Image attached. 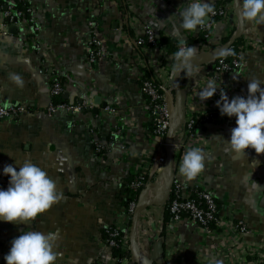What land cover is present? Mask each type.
Masks as SVG:
<instances>
[{
    "label": "crops",
    "instance_id": "obj_1",
    "mask_svg": "<svg viewBox=\"0 0 264 264\" xmlns=\"http://www.w3.org/2000/svg\"><path fill=\"white\" fill-rule=\"evenodd\" d=\"M26 1L42 8L38 37L47 45L45 54L57 60V67L65 73L63 82L67 83L68 92L62 95L63 99L80 109L48 116L54 70L25 43L16 19L6 20L8 9L0 6V106L27 107L18 118L0 119V188L6 190L9 186L10 178L3 174L5 165L20 166L31 161L63 193L59 204L29 225L0 221V264H6L4 256L10 251L12 240L30 230L45 234L59 230L58 264H112L110 255L102 248V232L117 226L124 214V194L132 169L141 156L153 152L155 147L158 149L141 92V51L133 41L135 31L128 26L119 7L122 12L128 7L133 16L158 36L180 43L197 39L203 32L197 33L198 29L190 37L191 32L179 29L178 13L189 0ZM208 2L214 7L225 6L228 15L212 27L208 42L192 45L199 51L197 59L219 49L223 39L233 37L239 28L234 0ZM224 2L226 5H222ZM205 28H211V21H207ZM261 31L264 36V24ZM94 38L102 44V57L91 65L88 48ZM241 39L244 42L241 55L248 69L224 78L220 87L226 93L229 92L226 89L231 90L227 93L229 99L247 97V83L252 79L264 81V44L258 25L249 29L245 23ZM154 61L157 64V58ZM207 68L196 67L191 77L186 76L183 99L192 94L199 97L200 87L212 77ZM172 72H167L170 78ZM79 87L90 89L91 95L76 93ZM194 102L195 114L215 112L221 116L219 121L206 119L199 128L201 138L197 147L207 156L204 183L217 192L221 201L231 200L244 206L250 221L258 225L257 237L261 239L264 235V155L256 154L253 149L246 150L247 155L242 157L225 152L224 139H230L231 130L236 127L235 117L222 116L216 99ZM107 108L115 109L117 114L106 113ZM116 126L121 137L115 136L114 140ZM134 135L138 138L136 142L130 139ZM98 146L105 148L103 153H96ZM123 146L133 154L132 161L122 158ZM158 174L154 178L159 182ZM155 185L149 184L147 195L140 200L154 199L156 196L152 198L151 191L157 189L158 194L161 189ZM163 211L161 207H153L141 214L136 232V250L140 255L154 251L155 257H161L163 249L156 238L165 220ZM178 234L189 246L183 264H194L196 253L203 246L202 237L195 235L193 227L186 224L179 227ZM153 240L156 245L151 244Z\"/></svg>",
    "mask_w": 264,
    "mask_h": 264
},
{
    "label": "built area",
    "instance_id": "obj_2",
    "mask_svg": "<svg viewBox=\"0 0 264 264\" xmlns=\"http://www.w3.org/2000/svg\"><path fill=\"white\" fill-rule=\"evenodd\" d=\"M20 1L27 2L26 0H0V6L7 7V16L17 20L18 26L22 30L21 35L25 43L39 55L42 62L49 64L54 70L55 76L51 81L52 101L47 108L48 116L54 117L59 113L79 110L80 106L54 102L56 98L68 92L67 83L65 84L63 82L65 73L57 67V60L54 61V59L46 55L47 45L38 37V21L39 16L43 13L42 8L31 6L27 2V8L17 10ZM119 9L121 15L126 18L128 26L136 33L133 41L141 51L139 57L143 69L141 70L140 82L141 92L145 97L144 109L154 124L153 137L154 142L158 145V149L155 147L152 150L153 152L141 156L136 168L132 169V176L140 177L142 173H145L149 176L150 185H158V181L154 177L157 173L160 176L163 173L166 159V136L177 118L171 100L174 89V78H170L167 73L168 71H173L175 63L174 56L168 54L166 46H162L158 50L153 51L151 46H155L157 43V33L140 22L136 16H133L128 10V7L127 9L125 8L126 10L124 12H122L121 7ZM227 15V9L219 8L215 11V15L209 18V21H211L212 17L216 16H220L224 20ZM203 30L204 28L199 29L197 33H202ZM192 36H194V32H191L190 37ZM101 45V42L95 38L89 42L88 60L91 65L96 64L102 57L100 51ZM183 45L188 46L187 44ZM219 49L208 53V55H211ZM198 53L199 51H196V55ZM156 54L158 57H156ZM155 58H157V64H155ZM214 67L212 77L208 78L202 84L200 90L206 87L209 80L215 81L218 87H220L225 77L248 69L243 61V56L239 54L237 57H234L230 48L214 62ZM149 68L154 69L156 83L145 78L144 70ZM227 90L229 91L227 93H231L230 89ZM79 91L87 96H90L92 92L90 89L85 88L84 90L82 87H79L76 93ZM213 99H216V101L220 100L219 89ZM194 100L202 103L199 97L195 98L193 94L184 99L186 108L185 122L173 140L172 186L167 203L161 207L164 211L166 208L168 209V214L171 219L168 222L163 220L161 223L162 226L160 225L161 234L156 238V243L162 247L163 253L159 259H156L153 255L154 251L139 255L142 259H148L152 264H183L185 253L189 249V246L187 242H182L178 233L179 227L182 224H186L193 227L195 235L202 237L203 246L201 252L196 253L194 264H264V235H261V239L257 237L259 233V229H257L258 225L250 221L248 210L244 206H239L231 200L221 201L217 192L205 185L204 170L195 180L187 183L179 173L184 152L191 150L192 147H197L199 144L198 140L201 138L198 133L203 123H197L195 120L194 116L196 111L194 109ZM26 111L27 107L25 105H1L0 119L18 118ZM106 113L116 115L117 111L112 108H107ZM203 114L207 120H214L215 118L218 121L221 120L219 113H217L218 115L215 112ZM118 128L119 126L114 127V140L115 136L121 137ZM130 139L132 142L138 140L135 135ZM122 148V158L127 161H132L133 154L131 151L124 149L125 146ZM104 150V147L98 146L96 153L101 154ZM130 187L133 190H137L144 187V184L140 181H135ZM150 195L154 198L158 194L154 190L151 191ZM138 204L133 202L129 207H125L124 214L118 225L106 230L110 234V238L107 240L101 238L102 248L110 255L112 264H123L124 262L133 264L132 259L120 262V260L114 257L113 249L120 247L123 251H130V236L128 237L130 234L127 233ZM154 241L151 244L156 245Z\"/></svg>",
    "mask_w": 264,
    "mask_h": 264
},
{
    "label": "clouds",
    "instance_id": "obj_3",
    "mask_svg": "<svg viewBox=\"0 0 264 264\" xmlns=\"http://www.w3.org/2000/svg\"><path fill=\"white\" fill-rule=\"evenodd\" d=\"M240 3L239 15L249 29L264 24V0H240ZM178 15L179 29L195 32L205 27L208 19L215 15V8L208 0H189ZM195 56L194 46L182 44L174 53L172 77L176 78L181 72L191 77ZM13 79L19 80V77ZM218 89L220 100L217 101V107L220 114L235 117L236 123L230 139L216 136L224 139L225 152L242 157L247 155L246 150L253 149L256 154L264 155V81L252 79L247 83V97L229 99L223 88L209 80L199 92V99L204 103L213 98ZM206 160V154L198 147L184 152L179 173L186 183L195 180L203 172ZM3 174L10 179L6 190L0 188V221L29 225L63 199V193L57 189L56 183L31 161H25L20 166L17 163L16 166L5 165ZM60 238L59 230L46 234L34 230L23 231L12 240L4 260L6 264H58L56 249Z\"/></svg>",
    "mask_w": 264,
    "mask_h": 264
},
{
    "label": "water",
    "instance_id": "obj_4",
    "mask_svg": "<svg viewBox=\"0 0 264 264\" xmlns=\"http://www.w3.org/2000/svg\"><path fill=\"white\" fill-rule=\"evenodd\" d=\"M7 9V7H5ZM233 10L238 18L239 21V28L236 32V34L230 39V41L222 46L219 50L212 53L211 55H208L207 57L201 58V59H195L194 65L196 67H203L208 66L207 72L213 73L214 71V62L218 60L229 48L233 46V44L241 39L243 35L245 34V22L239 15L240 11V0H234V7ZM6 20H11V18H7ZM209 21V19H208ZM17 22V20H16ZM258 33L261 42L264 44V36L261 31V25H258ZM172 105L176 112V121L173 124V126L169 129L167 136H166V159H165V165L163 170V183L160 184V192L154 199L151 201H148L146 199L140 200L138 203V206L135 210V213L132 218V225L130 229V240H131V246H130V252L132 253V262L133 264H152L148 261V259H142V257L139 255V253L136 250V232L137 227L139 223V217L141 213L144 211L153 208V207H163L169 198L170 190L172 186V179H173V140L177 132L183 127L185 122V116H186V108L184 104V99L182 96V89H181V73L178 74L176 78H174V89H173V96H172ZM147 195V191L145 190L142 193V199L144 196ZM156 259H159V257H155Z\"/></svg>",
    "mask_w": 264,
    "mask_h": 264
},
{
    "label": "trees",
    "instance_id": "obj_5",
    "mask_svg": "<svg viewBox=\"0 0 264 264\" xmlns=\"http://www.w3.org/2000/svg\"><path fill=\"white\" fill-rule=\"evenodd\" d=\"M222 5H226L225 2L222 3ZM28 3L25 1H20L18 6H17V10H23L25 8H27ZM215 11L218 10L219 8H225L224 7H214ZM222 21V18L220 16H216V17H212L211 19V26H217L219 24V22ZM211 28H205V30L203 31V33L200 35L199 38L197 39H191L189 41H187L186 43H180L176 40L167 38V37H162V36H158L157 38V43L155 46H151V49L154 50H158V48L162 47V46H166L167 48V52L169 55L174 56V53L176 51H178L179 47L182 46V44H187L189 47H191L192 45L196 44V43H206L210 40L211 38ZM235 31L233 32L234 35ZM232 37H228L223 39V45L227 44L230 39ZM243 39H239L238 41H236L233 46L230 48L234 54V57H237L239 54H241V50L240 47L243 45ZM164 66V65H163ZM145 73V78L147 80L152 81L153 83H156V77L154 74V69H145L144 70ZM185 79H186V75L182 72L181 75V89L185 88ZM141 85V82H140ZM55 103H66L69 104L67 101H65L63 99V96H60L59 98H56L54 100ZM195 120L197 123H204L205 122V115L204 114H195ZM150 130L154 133V124L152 122V124L150 125ZM195 132H197V130H195ZM135 181H140L144 184V187L137 189V190H133L130 186L133 182ZM150 184V180H149V176L146 175L145 173H142L140 177H128V181H127V188L125 191V200H124V206L125 207H129V205L133 202L138 203L140 201V198L142 196V193L147 189L148 185ZM171 219L170 215L168 214V209H165V221L168 222ZM102 238L104 240H107L108 238H110V234H108L107 231H103L102 232ZM113 255L114 257H116L118 260L124 261V260H131L132 259V253L130 251H123L120 247L119 248H114L113 249Z\"/></svg>",
    "mask_w": 264,
    "mask_h": 264
},
{
    "label": "rangeland",
    "instance_id": "obj_6",
    "mask_svg": "<svg viewBox=\"0 0 264 264\" xmlns=\"http://www.w3.org/2000/svg\"><path fill=\"white\" fill-rule=\"evenodd\" d=\"M163 175V173H162ZM162 175L159 177V182H158V185H157V188H159L160 184H161V178H162ZM156 192H157V189H156Z\"/></svg>",
    "mask_w": 264,
    "mask_h": 264
}]
</instances>
